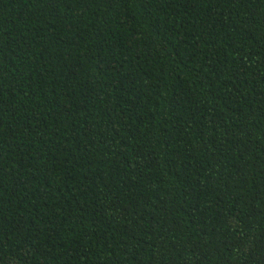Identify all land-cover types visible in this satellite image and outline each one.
Wrapping results in <instances>:
<instances>
[{
	"label": "trees",
	"instance_id": "obj_1",
	"mask_svg": "<svg viewBox=\"0 0 264 264\" xmlns=\"http://www.w3.org/2000/svg\"><path fill=\"white\" fill-rule=\"evenodd\" d=\"M0 264H264V0H0Z\"/></svg>",
	"mask_w": 264,
	"mask_h": 264
}]
</instances>
